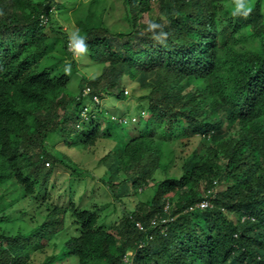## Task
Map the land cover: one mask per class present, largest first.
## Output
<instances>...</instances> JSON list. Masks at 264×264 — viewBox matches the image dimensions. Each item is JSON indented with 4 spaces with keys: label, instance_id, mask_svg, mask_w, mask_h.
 Masks as SVG:
<instances>
[{
    "label": "trees",
    "instance_id": "16d2710c",
    "mask_svg": "<svg viewBox=\"0 0 264 264\" xmlns=\"http://www.w3.org/2000/svg\"><path fill=\"white\" fill-rule=\"evenodd\" d=\"M226 1L80 0L65 31L51 13L61 18L66 0H0V182L13 180L23 196L41 195L53 166L62 165L46 147L55 136L70 148L98 138L121 143L100 160L112 177L126 176L111 183L112 193L128 183L145 186L164 167V144L176 136L184 143L195 135L211 139L192 152L179 178L161 182L148 204L123 215L115 235L96 226L92 209L56 207L9 248L0 245L2 264L48 249L41 264L72 257L76 264H123L129 251L133 264H264V22L259 2L247 17H232ZM216 14L226 21L218 32ZM146 15L165 37L145 30ZM75 29L88 45L81 65L103 67L91 81L80 78L78 94L68 89L82 68L67 48ZM125 74L139 91L130 98L134 115L142 112L129 135L102 101L94 102L112 95ZM202 201L211 206L190 210ZM153 219L158 225L151 229Z\"/></svg>",
    "mask_w": 264,
    "mask_h": 264
},
{
    "label": "rangeland",
    "instance_id": "374dc122",
    "mask_svg": "<svg viewBox=\"0 0 264 264\" xmlns=\"http://www.w3.org/2000/svg\"><path fill=\"white\" fill-rule=\"evenodd\" d=\"M79 1L66 0V10L63 12L64 14L62 13L61 18L53 15V18L60 20L63 29H71L73 26L65 18H69V13L72 15L71 11L74 10V7ZM256 2H259V19L261 22H264V0H249L251 8L254 7ZM230 3L231 0H227L225 7L228 8ZM153 18H155V15ZM140 21L148 24L149 21H152V18L146 15ZM214 23L216 32L226 25L224 18L219 17L217 14L215 15ZM251 28V24L247 25L245 27V33L250 34ZM45 32L48 31L45 30ZM79 58L72 56V59L78 62L79 68H83L79 69L80 76H74L68 85V89L74 94L79 93V80L81 77H85L88 81H91L100 75L103 68L101 65H91L90 62L85 66L83 64V67L80 61H85V58L82 57L80 61ZM133 81L129 74L121 77L118 88L103 102V111L106 114H116L121 117L134 115L136 103L135 100L130 98L132 92H134L133 96L137 97L139 91L135 92L133 90L136 86L134 83H131ZM124 87L128 90V95L125 96L128 100L120 101L118 95ZM101 122H98L101 124V128L106 129L108 126L106 122ZM123 126H127L122 130L123 134L129 135L130 125L126 124ZM114 127L112 125L109 128L112 129ZM120 131L118 128L115 129L117 133ZM219 135L222 136L221 130L215 132V136ZM121 139L124 141L123 137H120L119 140ZM204 140L208 144L211 142L210 138H202L195 135L184 143L182 139L176 136L174 140L164 144L163 155L160 158L161 166L163 165L164 167L156 169L152 177L147 180L145 186L142 185L133 189L128 183L122 188L115 186L113 188L116 189L115 193H112L110 188L111 183L124 180L126 176L124 177L123 174L118 177H112L110 172L107 171L106 162L100 160L109 152L119 149L121 143L118 144L113 139L98 138L95 144L85 149L80 147L70 148L58 136L51 137L46 147L51 153L58 156L62 161V165L53 166L50 181H48L45 191H40L41 195H38L37 193L39 192L35 190L32 195L23 196L21 195V185H17L13 180H8L13 183L12 185H8L11 183L0 182L1 247L7 246L9 248V243L14 236L31 232L36 226L42 223L45 217L52 212V209L56 207L64 209L68 205L78 209H92L98 218L96 226H100L105 231L115 235L123 215L129 216L139 204H148L161 182L167 179L179 178L182 174L184 163L191 157L193 151L199 149ZM198 193L201 194L202 192L198 191ZM66 217L65 219H67ZM63 227L67 233L71 231L67 223ZM57 242L58 247L55 253H58L62 247V238L61 241L58 240ZM49 250L52 252L51 249H48L32 253L30 249L28 253H32L31 256L22 254L20 261H16L14 264H41L45 255L51 253ZM131 253L132 255L127 254L126 256V259H128L126 261L129 264H133V252ZM0 260H3V258L0 257ZM0 264L2 263L0 262ZM53 264H76V262L75 258L72 257V259L57 261Z\"/></svg>",
    "mask_w": 264,
    "mask_h": 264
},
{
    "label": "clouds",
    "instance_id": "9594fccd",
    "mask_svg": "<svg viewBox=\"0 0 264 264\" xmlns=\"http://www.w3.org/2000/svg\"><path fill=\"white\" fill-rule=\"evenodd\" d=\"M228 8H229L230 15L232 17H247L249 15L250 11H251V5L249 3V0H231V3L228 5ZM49 12H51V11L49 10ZM53 15L55 16V15H58V14L53 10L52 13H51V17L52 18H53ZM56 17H59V16H56ZM53 19H56V18H53ZM40 20H41L42 24H45L47 18L44 17V16H41ZM58 21L60 22L59 19H57V22ZM61 26H62V24H61ZM63 30H65V29H63ZM145 30L148 31V32L153 33V35L157 39H162L163 37H165L167 35V33H165L162 30V26L160 24H158L156 22H152V21H150L147 24ZM153 30H158V31L154 32ZM67 48L72 53V55L74 57H77V58L80 57V56H83L84 54L87 53L88 45L86 43V37L83 34H81L79 29H75V30H73V31H71V32H69L67 34ZM69 68H70V66H66L64 71L68 72ZM131 83L135 84V82H131ZM85 90H87V89H85ZM85 93H87V91H85ZM127 95H128V90L124 87L122 92L118 95V99L120 101H124L125 100V96H127ZM107 97L108 96H106L105 94L103 96H101V97L97 96V97L94 98V102H95V104L100 105V101L104 102ZM139 114L141 115L142 112H140ZM138 115H133V116H129V117H121V116H118L116 114H110V117L114 121H116L118 123L130 124V122L131 123L136 122V119H137ZM129 118H131V119H129ZM140 244H143V243H140ZM129 252H133V251H129Z\"/></svg>",
    "mask_w": 264,
    "mask_h": 264
},
{
    "label": "built area",
    "instance_id": "2783aa9c",
    "mask_svg": "<svg viewBox=\"0 0 264 264\" xmlns=\"http://www.w3.org/2000/svg\"><path fill=\"white\" fill-rule=\"evenodd\" d=\"M210 193H211V191H207V194H210ZM211 196H212V195H211ZM208 206H210V204H209L207 201H202V202L196 204L194 207L190 208V210H193L194 208L204 209V208H206V207H208ZM165 209H167V205L164 207V210H165ZM166 222H168V221H166V220H163V221H162L163 224H165ZM157 225H158V221H157L156 219H153V220L151 221L150 228L153 229V228H155ZM136 228L138 229L139 232H146V233H147V234H146V238H145L147 241L151 240V235H150V233L147 231V228H145V227H144L142 224H140L139 222L136 223ZM164 230H165V228H161V231H164ZM142 246H143V244H139V245H138V248H141ZM128 254H131V255H132L131 252H129ZM126 256H127V255H126ZM126 256H123V258H122V263H123V264H129V263L126 261V260H128V259H126Z\"/></svg>",
    "mask_w": 264,
    "mask_h": 264
}]
</instances>
